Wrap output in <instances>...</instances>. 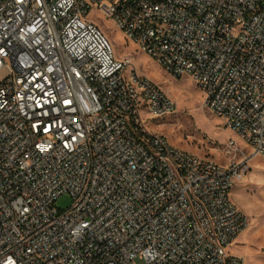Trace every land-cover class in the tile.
<instances>
[{
    "label": "built area",
    "instance_id": "obj_1",
    "mask_svg": "<svg viewBox=\"0 0 264 264\" xmlns=\"http://www.w3.org/2000/svg\"><path fill=\"white\" fill-rule=\"evenodd\" d=\"M98 14L264 158V0H0V264H242L243 164L146 128L176 103Z\"/></svg>",
    "mask_w": 264,
    "mask_h": 264
},
{
    "label": "rangeland",
    "instance_id": "obj_2",
    "mask_svg": "<svg viewBox=\"0 0 264 264\" xmlns=\"http://www.w3.org/2000/svg\"><path fill=\"white\" fill-rule=\"evenodd\" d=\"M97 16L100 19L97 21L114 46L116 56L130 61L127 74L135 70L149 78L176 103V113L172 115L152 118L143 114L146 128L163 134L173 146L184 151L207 156L223 165L243 164L245 173L234 186L231 198L248 216L250 224L228 250L240 257L242 264H264V158L254 154L236 133L223 126L218 116L204 107V94L190 76L174 77L156 59L127 40L114 20L104 14ZM2 77L3 73H0V79ZM231 138L236 140V147L229 152L226 144ZM71 204L72 198L68 194L62 195L56 202L61 210H66ZM136 264H145V261L139 257Z\"/></svg>",
    "mask_w": 264,
    "mask_h": 264
},
{
    "label": "bare ground",
    "instance_id": "obj_3",
    "mask_svg": "<svg viewBox=\"0 0 264 264\" xmlns=\"http://www.w3.org/2000/svg\"><path fill=\"white\" fill-rule=\"evenodd\" d=\"M128 70H129V68H128ZM168 90V89H167ZM168 92L170 93V91L168 90Z\"/></svg>",
    "mask_w": 264,
    "mask_h": 264
}]
</instances>
